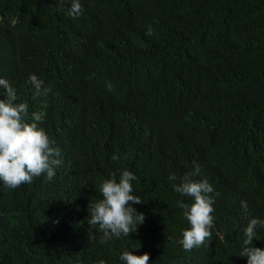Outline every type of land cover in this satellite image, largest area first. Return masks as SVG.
Returning <instances> with one entry per match:
<instances>
[{
	"label": "trees",
	"instance_id": "trees-1",
	"mask_svg": "<svg viewBox=\"0 0 264 264\" xmlns=\"http://www.w3.org/2000/svg\"><path fill=\"white\" fill-rule=\"evenodd\" d=\"M71 2L0 0V78L29 105L27 122L45 114L63 161L51 181L0 182V264H123L121 249L158 248L157 223L180 233L175 201L154 192L137 235L85 243L69 190L84 165L96 189L120 168L139 182L195 161L214 185V218L264 215V0H80L77 18ZM32 74L51 92L36 95ZM49 205L67 217L60 237L41 225H57L41 217Z\"/></svg>",
	"mask_w": 264,
	"mask_h": 264
},
{
	"label": "clouds",
	"instance_id": "clouds-1",
	"mask_svg": "<svg viewBox=\"0 0 264 264\" xmlns=\"http://www.w3.org/2000/svg\"><path fill=\"white\" fill-rule=\"evenodd\" d=\"M63 2L60 0L61 5ZM82 12L80 0H72L68 15L77 18ZM146 35H154L151 27ZM29 82L36 95L51 92L35 74L29 76ZM105 87L109 92L113 90L111 82ZM0 89L6 97L0 99V182L5 188L17 189L38 180L51 181L58 172L61 176V151L52 146L54 142L39 126L45 114L33 112L31 122H27L29 105L17 103L19 98L12 84L0 78ZM129 158L130 155L124 157ZM119 159L118 154L112 156L114 161ZM259 160L264 165V159ZM178 174L154 175L137 182L131 169L120 168L101 177L93 189L94 173L86 165L77 168L71 176L69 190L72 210L76 208L79 214L73 223L80 228L83 241L110 245L137 235L145 222L150 196L156 192L161 200L175 201L182 217L180 233L175 236L165 221L157 223L152 230L158 248L150 252L138 248L137 243L136 249H121L119 259L123 264H209L212 258H219V264H264V215L259 209L253 211L245 225L227 216L214 218L216 191L199 164L194 161ZM167 190L172 192V197L165 193ZM247 207V202L241 201V208ZM41 217L57 222L55 227H49L41 221L44 229L55 237L63 235L61 228L67 217L55 205L45 207Z\"/></svg>",
	"mask_w": 264,
	"mask_h": 264
}]
</instances>
